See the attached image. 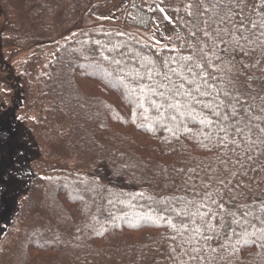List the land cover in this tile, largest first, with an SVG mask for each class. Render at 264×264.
<instances>
[{
	"label": "trees",
	"instance_id": "trees-1",
	"mask_svg": "<svg viewBox=\"0 0 264 264\" xmlns=\"http://www.w3.org/2000/svg\"><path fill=\"white\" fill-rule=\"evenodd\" d=\"M164 7L177 33L161 48L112 32L58 51L56 89L96 170L50 190L78 224L73 261L146 264L163 249L177 264H264V0ZM128 12L151 31L145 0ZM55 244L32 239L28 263Z\"/></svg>",
	"mask_w": 264,
	"mask_h": 264
},
{
	"label": "rangeland",
	"instance_id": "rangeland-1",
	"mask_svg": "<svg viewBox=\"0 0 264 264\" xmlns=\"http://www.w3.org/2000/svg\"><path fill=\"white\" fill-rule=\"evenodd\" d=\"M100 1L108 3L95 10L97 0H0V264H76L69 248L76 245L78 224L65 220L51 191L73 182L72 175L87 180L96 170L81 160L74 131L79 117L67 112L56 89L58 51L112 32L161 48L177 33L164 5L182 0H145L155 12L150 32L126 22L132 0ZM108 189L104 183L102 194ZM48 234L59 254L28 263L27 245ZM166 253L159 249L146 264H177L175 254Z\"/></svg>",
	"mask_w": 264,
	"mask_h": 264
},
{
	"label": "snow or ice",
	"instance_id": "snow-or-ice-1",
	"mask_svg": "<svg viewBox=\"0 0 264 264\" xmlns=\"http://www.w3.org/2000/svg\"><path fill=\"white\" fill-rule=\"evenodd\" d=\"M238 2H239V0H238ZM241 23H243V22L241 21ZM240 35H241V38H243V32H241Z\"/></svg>",
	"mask_w": 264,
	"mask_h": 264
}]
</instances>
